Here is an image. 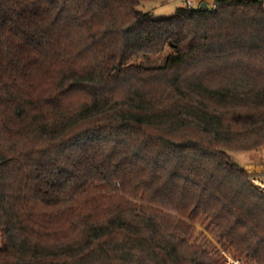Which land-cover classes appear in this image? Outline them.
<instances>
[{"label":"trees","instance_id":"trees-1","mask_svg":"<svg viewBox=\"0 0 264 264\" xmlns=\"http://www.w3.org/2000/svg\"><path fill=\"white\" fill-rule=\"evenodd\" d=\"M143 1L0 0V264H264V1Z\"/></svg>","mask_w":264,"mask_h":264},{"label":"rangeland","instance_id":"rangeland-1","mask_svg":"<svg viewBox=\"0 0 264 264\" xmlns=\"http://www.w3.org/2000/svg\"><path fill=\"white\" fill-rule=\"evenodd\" d=\"M185 1L186 0H145L139 5V8L145 11L150 10L156 18L169 17L175 13L178 7L183 6ZM191 1L193 3L192 7L194 8L200 7L202 3H205L207 8H212L213 6V0ZM258 149H264V147H259ZM230 156L233 160L239 163L245 156H247V154L243 153V151H238L230 152ZM91 190L92 187H89V191ZM192 225L194 227L192 231V238L198 240V242H203L205 247L208 246L210 253L220 259L224 264H245L244 259L234 257L230 251L225 249L222 244L218 242L215 235L210 231V228L206 227L207 224H201L197 222L192 223Z\"/></svg>","mask_w":264,"mask_h":264},{"label":"crops","instance_id":"crops-1","mask_svg":"<svg viewBox=\"0 0 264 264\" xmlns=\"http://www.w3.org/2000/svg\"><path fill=\"white\" fill-rule=\"evenodd\" d=\"M187 1L191 0H186L183 6H186ZM148 11L151 12L150 10ZM243 153H246L247 156H245L239 164H241L248 173H264V149L243 151Z\"/></svg>","mask_w":264,"mask_h":264},{"label":"built area","instance_id":"built-area-1","mask_svg":"<svg viewBox=\"0 0 264 264\" xmlns=\"http://www.w3.org/2000/svg\"><path fill=\"white\" fill-rule=\"evenodd\" d=\"M186 6L191 7L192 6V2L191 1H187ZM251 183L254 185V187L264 193V173H255L252 174L251 178ZM230 261V260H228Z\"/></svg>","mask_w":264,"mask_h":264},{"label":"water","instance_id":"water-1","mask_svg":"<svg viewBox=\"0 0 264 264\" xmlns=\"http://www.w3.org/2000/svg\"><path fill=\"white\" fill-rule=\"evenodd\" d=\"M204 7H206V4H205V3H202V4L200 5V8H204Z\"/></svg>","mask_w":264,"mask_h":264}]
</instances>
